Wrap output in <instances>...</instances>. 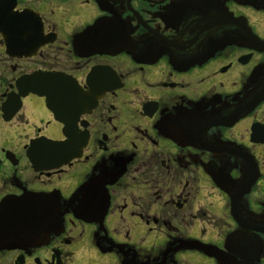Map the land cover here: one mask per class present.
Listing matches in <instances>:
<instances>
[{
    "label": "flooded vegetation",
    "instance_id": "1",
    "mask_svg": "<svg viewBox=\"0 0 264 264\" xmlns=\"http://www.w3.org/2000/svg\"><path fill=\"white\" fill-rule=\"evenodd\" d=\"M202 259L264 264V0H0V264Z\"/></svg>",
    "mask_w": 264,
    "mask_h": 264
},
{
    "label": "rangeland",
    "instance_id": "2",
    "mask_svg": "<svg viewBox=\"0 0 264 264\" xmlns=\"http://www.w3.org/2000/svg\"><path fill=\"white\" fill-rule=\"evenodd\" d=\"M199 264H205L204 260L202 259L201 262Z\"/></svg>",
    "mask_w": 264,
    "mask_h": 264
},
{
    "label": "water",
    "instance_id": "3",
    "mask_svg": "<svg viewBox=\"0 0 264 264\" xmlns=\"http://www.w3.org/2000/svg\"><path fill=\"white\" fill-rule=\"evenodd\" d=\"M203 249H204V248H203ZM244 264H251V263L246 262V263H244Z\"/></svg>",
    "mask_w": 264,
    "mask_h": 264
}]
</instances>
